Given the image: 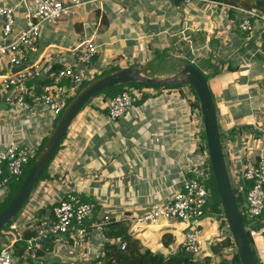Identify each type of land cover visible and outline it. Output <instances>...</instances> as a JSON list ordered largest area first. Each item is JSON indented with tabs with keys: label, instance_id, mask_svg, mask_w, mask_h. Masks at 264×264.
<instances>
[{
	"label": "crops",
	"instance_id": "0c3cea01",
	"mask_svg": "<svg viewBox=\"0 0 264 264\" xmlns=\"http://www.w3.org/2000/svg\"><path fill=\"white\" fill-rule=\"evenodd\" d=\"M8 1L15 6L13 37L25 25L24 7L23 0ZM242 1L233 3L241 5ZM234 11L224 3L207 0H80L63 18L43 24L36 48L41 42L44 46L37 55H31L32 50L24 64L11 63L8 53H0V78L21 71L27 62L38 63L43 73L53 65L74 63L73 52L86 37L94 38L98 45L92 61L82 67L85 77L100 73L111 63L120 67L147 63L151 75L168 76L176 68L171 56L180 57L207 75L224 151L231 148L232 139H242L246 153L264 151V22L255 17L251 29L241 31ZM2 26L0 16V42ZM35 81L26 84L35 87ZM21 85L0 98L5 102L0 106V142L16 141L34 150L49 135L56 117L47 106L32 103L20 109L13 99L7 100ZM143 90L146 97L116 119L105 115L104 105L112 95H95L66 131L49 166L50 175L65 182L55 198L59 200L66 192L83 193L95 202L96 211L87 220L90 228L79 242L74 236L71 241L67 236H55L51 241L50 255L58 260L59 251L68 246L73 250L67 251V263L98 255L105 239L101 224L106 216L125 220L144 246L155 250L178 248L188 230L184 221L135 223V216L179 190L195 159V139L190 137L195 125L187 114L192 99L185 95L187 87L146 86ZM42 206L15 220L17 237L6 241L14 253H18L15 239L27 241V254L42 241L35 237L32 223L50 213L52 206L40 209ZM38 210L41 213L36 215ZM206 211L211 212L209 202ZM201 224L206 250L220 229L209 217H202ZM167 231L171 238L163 246L162 235ZM258 247L256 253L264 264V246L258 242Z\"/></svg>",
	"mask_w": 264,
	"mask_h": 264
},
{
	"label": "built area",
	"instance_id": "2783aa9c",
	"mask_svg": "<svg viewBox=\"0 0 264 264\" xmlns=\"http://www.w3.org/2000/svg\"><path fill=\"white\" fill-rule=\"evenodd\" d=\"M216 2L223 4L220 1ZM79 4L80 0H23L25 25L11 37L15 25V6L8 0H3L0 3V16L3 18L0 53H8L11 63L24 64L28 61L29 53L37 46L40 28L43 24L58 21L71 11V7ZM226 6L237 11L236 24L241 31L250 30L252 19L255 17H259L264 22V12L256 6L244 7L234 4ZM97 45L92 37L82 39L78 48L73 52L74 63L66 64L52 72L50 82L43 84L40 90L36 89L34 84H26V81L40 78L43 75L42 67L36 62H27L21 71L3 75L0 78V98L5 97V92L10 88L22 84L13 96L7 95V100L13 99L20 109H25L32 103H38L49 107L55 117H59L66 104L65 97L74 92L84 79L82 67L92 61ZM139 95L138 90L125 86L106 101L105 115L108 119L119 118L133 106ZM199 119L200 121L194 124L195 130L190 137L200 142L199 136L204 128L201 115ZM32 154L33 150L27 145L16 141L0 142V199L8 193L10 183L22 175ZM243 156L240 169L229 166L228 163L227 165L233 180V187L238 192L243 186L245 187L246 206H240V210L246 218L243 222L252 248L259 254L258 242L264 246V151L247 152ZM206 158L208 159L207 152L200 155V161L191 169L194 173L184 178L175 194L168 196L164 202L153 203L145 213L135 216V223L140 225L160 220L186 222L188 230L180 240L179 246L195 254L203 253L202 217L207 213L216 216V212L206 211L211 196V190L205 183L210 171L206 165ZM199 174H204V179ZM245 179L251 180V183L245 184ZM219 207L221 211L217 213V217L225 219L220 204ZM95 209L96 204L91 199H85L76 192H68L52 206L48 215L33 219L34 235L40 240L55 236H74L75 241H78L86 233L85 223L92 217ZM106 219H108L107 216L102 223ZM9 227L15 231L19 228L15 220L9 223ZM225 230L228 235L231 234L228 225ZM16 263L17 256L11 246L0 238V264ZM78 264L96 263L90 262L89 259H81Z\"/></svg>",
	"mask_w": 264,
	"mask_h": 264
},
{
	"label": "trees",
	"instance_id": "16d2710c",
	"mask_svg": "<svg viewBox=\"0 0 264 264\" xmlns=\"http://www.w3.org/2000/svg\"><path fill=\"white\" fill-rule=\"evenodd\" d=\"M175 1H183V0H175ZM207 1H210V0H207ZM213 1H220L224 3L225 6L228 4H234L233 3L234 0H213ZM235 5H239V4H235ZM241 6H244V7L256 6L261 12H264V0H243ZM229 9L232 10L231 8ZM234 12L236 15L237 11L235 10ZM54 66L57 67L56 65H53L45 73H43L40 79H36L35 81L36 89L40 90L43 84L45 83L47 84L50 82V79L52 78V76H49L50 70H52L51 71L52 73L56 71L58 68L62 67V65H60L57 68H55ZM119 67L120 66H118L117 64L111 63L106 69H104L100 73L94 72L90 76L84 77V79L79 84L77 89L65 97L64 99L65 103H67L89 81H91L92 79L96 78L99 75H102L104 73H107ZM125 86L133 87L134 89L140 92V95L137 101L143 100L146 97V93L143 90V87H146V86H157V87L186 86L188 88V91H187L188 96H192L190 106L193 107L194 110L196 109L197 112L201 115L200 105H199L196 92L194 91L193 87L187 82L174 84V85L172 84L155 85V84H149L146 82H131L125 85L120 84V85H116L114 87L102 90L96 95L102 92H105L107 95L109 94L110 96L111 95L114 96L116 93L121 91ZM193 109L190 110L191 114L194 113ZM57 119L58 117L55 118V122L57 121ZM240 133L241 134L243 133L242 129L240 130ZM220 136H221V133H220ZM199 137H200V142L196 138H193L195 139L194 140L195 159L193 160L191 167L188 169V174L190 175L194 173L191 169L194 168V166L200 161V155L207 152L204 130L201 132ZM46 138L47 136L44 137L43 140L39 143L38 147L33 150V154L31 155L30 160L27 166L25 167L22 175L18 179L10 183V189L8 193L0 199V210L4 208V206L7 204V202L11 199V197L14 195V193L20 186L25 173L27 172L31 163L35 159L37 153L39 152L44 142L46 141ZM230 138L232 139L231 136ZM63 140L64 138L60 142L54 155L56 154V152L62 145ZM242 141H243L242 139L238 141L236 139L235 140L232 139L231 148L226 149V152H225L227 163L229 164V166L236 167L237 169H240L241 161L244 157L243 155L244 153H246V150H247V148L245 147ZM53 157L46 164L45 168L43 169L38 179H40L43 175L44 176L45 175L47 176L48 174L50 175L49 166H50L51 161L53 160ZM205 161H206V165L208 166V168H210L209 158L208 159L206 158ZM209 170H210L209 175L205 179V183L211 190V196L209 199L210 211L216 212L215 213L216 216H213L212 214H206L204 216L209 217L210 220L213 221L216 224V226L221 230L222 234L219 235L218 233L217 235L213 236L208 243V248L206 250H203L202 254H195L191 251L185 250L184 248L180 246L171 251L155 250L149 246H144L140 238L129 230V226L125 220H115L113 218L112 219L108 218L104 220V222L101 224L102 232H103V235L105 236V239L103 240L101 244L100 253H98V255H96L94 258L89 259L90 262H93L96 264H210V263H213V264H241L238 252L235 249L233 238L231 234L228 235V233L225 230L227 222L225 221V219H219L217 217V213L221 211L219 207L220 198H219V195L216 189L214 178L211 173V169ZM199 176L202 179H204L203 178L204 174H199ZM54 178L55 180H58L60 179V176L56 175L54 176ZM234 190L236 193L238 205L243 206V201L241 199V191L238 192L236 188H234ZM79 194H82V197H84L85 199H89V197L86 196L85 194L83 193H79ZM57 201L58 199H54V201L48 202L46 205L42 206L40 209H44L45 206L46 207L53 206L55 203H57ZM39 210L37 211L36 215L41 213L39 212ZM94 212L92 214V217H94ZM17 215L15 216L13 220H16ZM242 219L246 221L244 214H242ZM86 223H85V231L89 230L90 228V226H87ZM10 236L14 238L17 237V235L12 232V229H10L9 224H7L4 228L0 229V238L3 239L4 241H7V237H10ZM170 236H171L170 232L168 231L163 233L162 235V244H164L163 246H165L168 239L171 238ZM54 238L55 237L45 239V240H42L39 244L33 245L32 247H35V250H32L30 254L26 253V248L29 247L27 241L18 242L15 239L14 243L16 244V247L18 249V258H17L16 264H41L40 261H43L46 259H49V261L44 264H75L72 262L67 263V261H65L64 258H62V260L59 262L56 257L50 258L48 256V253H50L52 249V244H53L52 242ZM66 238H69V241H71L70 237H66ZM257 261H258V264H261L259 260Z\"/></svg>",
	"mask_w": 264,
	"mask_h": 264
},
{
	"label": "water",
	"instance_id": "95a60500",
	"mask_svg": "<svg viewBox=\"0 0 264 264\" xmlns=\"http://www.w3.org/2000/svg\"><path fill=\"white\" fill-rule=\"evenodd\" d=\"M43 46V42L39 43L36 50L31 52V55L40 53ZM171 59L177 65V70L168 76L151 75L150 65L146 63L116 68L97 76L85 84L65 104L53 129L25 173L20 186L4 208L0 210V229L4 228L15 218L35 187L46 164L53 157L72 120L84 104L97 93L116 85H125L131 82H146L155 85H174L187 82L193 87L198 97L211 173L220 198V205L223 209L225 220L230 229L240 262L241 264H258L244 226L240 206L237 202L236 193L226 162L225 151L217 121L214 96L210 89L207 75L189 60L176 56H171ZM4 103L5 102H0V106ZM244 182L245 184H250L251 180L245 179ZM244 188L243 186L241 190V199L243 201V206H246Z\"/></svg>",
	"mask_w": 264,
	"mask_h": 264
},
{
	"label": "rangeland",
	"instance_id": "374dc122",
	"mask_svg": "<svg viewBox=\"0 0 264 264\" xmlns=\"http://www.w3.org/2000/svg\"><path fill=\"white\" fill-rule=\"evenodd\" d=\"M173 70H175V71L177 70V65H176V68L175 67L173 68ZM152 87H157V86H152ZM187 91H188V88H187ZM185 95L188 98V94L186 93ZM191 98H192V96H191ZM187 108H189V107H187ZM191 109H193V107H191L189 109V111ZM187 114H188L189 121H191L192 125H194V124H196V123H198L200 121V119H199L200 114L197 112L196 109L194 110V113H192V114L190 112H188V110H187ZM226 147H228V145H226ZM54 162H56L55 159H54ZM25 167H24V169H25ZM52 179H53V176L52 175H49V174L47 176L46 175L45 176L43 175L40 179H38L35 187L33 188V190L31 191V193L29 194V196L27 198V201L23 204V206L19 210L16 219L20 218V216L22 214H24L27 211H30L32 208L37 207L38 205L39 206L40 205L41 206L42 205H46L48 202H52V201H54V199H56L55 197L58 196L59 190L65 185V182L61 183L59 181V179L58 180H52ZM232 183H233V180H232ZM14 231L15 230H12V232L15 234ZM220 234H222L221 230L219 231V235ZM79 241L80 240H78L76 242H79ZM71 247L72 246H68V247L62 248L59 251V254H61V255H59L58 258H60L61 260H62V258H64L65 261L69 260L68 259L69 257H68L67 251H72L73 249ZM253 251H254V254H255L256 259L257 260H260L259 257H258V255H257V253H256V250L254 248H253ZM15 254L17 256L18 253L15 252ZM48 256L50 258L54 257V255L52 256V255H50V253H48ZM46 260H47L46 262L49 261V259H46ZM61 260H58V261L60 262ZM61 263H63V262H61ZM42 264H44V263H42Z\"/></svg>",
	"mask_w": 264,
	"mask_h": 264
}]
</instances>
